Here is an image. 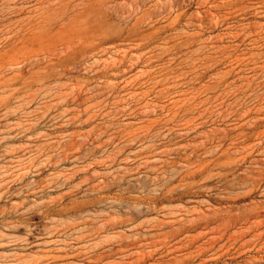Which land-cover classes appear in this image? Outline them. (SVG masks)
<instances>
[{"label":"rangeland","instance_id":"rangeland-1","mask_svg":"<svg viewBox=\"0 0 264 264\" xmlns=\"http://www.w3.org/2000/svg\"><path fill=\"white\" fill-rule=\"evenodd\" d=\"M0 264H264V0H0Z\"/></svg>","mask_w":264,"mask_h":264}]
</instances>
